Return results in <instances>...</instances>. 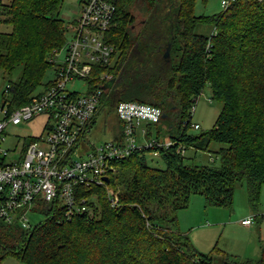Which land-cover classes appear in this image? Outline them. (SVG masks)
I'll list each match as a JSON object with an SVG mask.
<instances>
[{"label":"trees","instance_id":"1","mask_svg":"<svg viewBox=\"0 0 264 264\" xmlns=\"http://www.w3.org/2000/svg\"><path fill=\"white\" fill-rule=\"evenodd\" d=\"M107 1L115 7L106 33L115 55L112 66L94 70L89 81L91 89L106 87L91 129L100 116H112L107 125L111 138L121 141L116 106L135 102L166 115L159 124L145 125L147 138L163 137L177 145L160 150L164 168L150 166L145 149L115 160L108 183L77 189L88 208L70 220L51 210L29 231L0 220V263L14 258L21 264H213L221 256V264H264V248L257 259L217 249L198 252L177 229L176 216L192 196L203 197L211 207L231 208L238 184L245 185L252 210L259 203L264 186V0H229L211 16L195 15L197 0ZM62 3L0 0V26L10 27L0 31V75L21 71L5 87L10 111L53 83V58L66 46L70 25L59 17ZM133 10L141 17L137 28ZM200 27H209L210 33L197 32ZM103 72L112 79L102 82ZM206 86L222 109L209 131L190 134L191 110ZM211 142L226 145L216 152L218 167L185 164V154L177 151L179 145L185 152L208 151ZM108 191L118 194L116 204Z\"/></svg>","mask_w":264,"mask_h":264},{"label":"built area","instance_id":"2","mask_svg":"<svg viewBox=\"0 0 264 264\" xmlns=\"http://www.w3.org/2000/svg\"><path fill=\"white\" fill-rule=\"evenodd\" d=\"M79 16L68 26L71 39L62 50L64 60L56 64L53 83L28 104L9 110V86L0 106V220L31 230L49 211L61 212L70 220L87 211L84 198L77 196L82 187L104 186L105 178L116 172L113 162L129 157L136 149H145L159 157L161 149L177 145L170 139L147 138L143 125L159 124L161 109L135 102H119L116 117L123 124L121 141L110 139L96 145L91 142V122L99 111L100 98L106 89H91L89 81L98 68H109L114 62L115 48L106 42L115 7L107 0H80ZM229 5L222 1V8ZM102 82L112 79L111 73L99 75ZM81 82L84 93L68 89ZM91 89V90H90ZM193 115L194 108L191 110ZM40 118L36 130L17 138L15 147H5L7 131L28 126ZM194 130L200 129L192 124ZM144 136V145H137V132ZM177 151L185 154L183 145ZM113 204L118 194L107 192ZM264 217V214L262 215ZM40 218V220H36ZM254 218L241 221L245 226ZM37 222V223H36Z\"/></svg>","mask_w":264,"mask_h":264},{"label":"rangeland","instance_id":"3","mask_svg":"<svg viewBox=\"0 0 264 264\" xmlns=\"http://www.w3.org/2000/svg\"><path fill=\"white\" fill-rule=\"evenodd\" d=\"M222 1L228 0H197L194 8L196 16H211L220 13L223 9L221 6ZM80 9V0H63L62 7L59 13V17L64 20L66 26L72 24L77 20L79 16ZM133 13L136 14V28L140 26L141 17L138 15V12L133 10ZM209 27H200L197 32H202L203 34L210 33ZM0 31H10V27L0 26ZM67 41L71 39V33L66 35ZM65 56V51L61 50L57 55L56 64L60 65ZM114 63V62H113ZM56 64L54 68H56ZM20 69L11 76L0 75V106L2 104V91L5 90L6 85L9 80L15 81L20 75ZM53 70L49 72L48 77L53 78ZM68 89H72L79 93L85 92V86L81 82H76L74 85H67ZM222 103L214 100L212 98V92L209 86H206L201 96L198 98L195 106L194 113L191 118L192 124H198L200 129L194 130L189 129L190 134H200L202 132L209 131L214 125L221 112ZM106 121V123H105ZM109 121V122H108ZM112 116H108L105 120L100 116L97 120L96 126L89 135L91 142L95 143L97 146L105 141L111 139L110 129L108 128L109 124L112 123ZM33 128V123L28 125ZM145 127V125H143ZM161 129H165V125H160ZM6 134L5 147L13 149L17 138H15L14 130L9 129ZM153 136H155V130H152ZM137 145H144L146 139L140 133L137 132ZM166 138L162 137V140ZM221 148H226V145L211 142L208 146V151H197L193 148H189L185 152V164L188 165H205L218 167L220 164L219 156L216 154L217 151ZM146 161L150 166H155L159 168H164V164L161 159L158 157H153L152 153L147 151ZM264 188V186L262 187ZM250 210L247 198V192L245 185L238 184L235 188L233 205L231 208H217L208 206L201 196H192L188 208L180 210L177 212L176 216L178 219L177 229L182 235L188 237L191 245L198 251L204 254L214 253V250H219L230 255H236L242 257L250 256L249 251L255 246V243L259 245V237L264 238V192L262 193L259 199V203L255 209L258 210L257 214H252L253 216V231L252 234H249L246 229H241L239 226H230L226 223L231 222L230 220H236L239 224L240 215L245 210ZM249 218V217H248ZM258 218V222L256 219ZM37 221L40 218L36 219ZM37 223V222H36ZM264 246V240L260 243ZM246 253V255H245ZM239 254V255H238ZM248 258V259H257ZM222 257L216 256L214 258L213 264H221ZM0 264H21L14 258H8L2 261Z\"/></svg>","mask_w":264,"mask_h":264},{"label":"crops","instance_id":"4","mask_svg":"<svg viewBox=\"0 0 264 264\" xmlns=\"http://www.w3.org/2000/svg\"><path fill=\"white\" fill-rule=\"evenodd\" d=\"M41 119L38 118L37 120H35L33 122V128L32 127H29V126H20V127H16V128H12V130L15 131V133H18V134H15V135H23L25 133H27L28 131L30 130H36L37 127H38V124H39V121ZM264 192V188H262V193ZM258 213V210H252L250 208V210L248 211L247 209L239 216L240 217V222L239 224L237 223L236 220H228V221H231V222H228L226 224L230 225V226H239L240 225V228L242 229H246L248 231L249 234H252V231H253V222L252 224H250L249 226H245L241 223L242 220L250 217L252 214H257ZM264 218V217H263ZM256 221L258 222V218L256 219ZM263 225H264V221H263ZM252 228V231H250V229ZM264 240L263 237H259L258 241H259V245L257 243H255V246L249 251V254L250 256H245L243 259H248V258H256V257H259L260 256V252H261V249L264 248L263 245H260V243ZM233 255V254H232ZM239 255V254H238ZM246 255V253H245ZM233 256H237L236 255H233ZM239 258H242L240 256H237Z\"/></svg>","mask_w":264,"mask_h":264},{"label":"water","instance_id":"5","mask_svg":"<svg viewBox=\"0 0 264 264\" xmlns=\"http://www.w3.org/2000/svg\"><path fill=\"white\" fill-rule=\"evenodd\" d=\"M169 50H170V49H169V47H168L167 50H166V52H165V54H164V57H168V56H169ZM165 118H166V115L163 114L162 119H165ZM104 181H105L106 183H108V182H109V179L105 178Z\"/></svg>","mask_w":264,"mask_h":264}]
</instances>
